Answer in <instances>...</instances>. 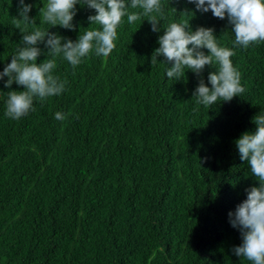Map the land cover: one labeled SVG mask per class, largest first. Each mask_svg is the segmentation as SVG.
<instances>
[{
    "label": "trees",
    "instance_id": "16d2710c",
    "mask_svg": "<svg viewBox=\"0 0 264 264\" xmlns=\"http://www.w3.org/2000/svg\"><path fill=\"white\" fill-rule=\"evenodd\" d=\"M27 2L32 31L48 0ZM77 9L75 31H49L75 41L99 27L88 21L94 10ZM164 11L165 24L190 19L193 30L214 28L222 46L234 39L227 17L188 0H166ZM16 18L17 0H0V71L22 41ZM144 19L119 29L107 57L92 55L75 71L57 61L67 91L27 117L4 115L10 89L0 81V264H249L232 252L242 238L228 214L259 183L235 141L256 130L252 117L264 108V43L232 57L243 96L208 110L193 97L195 73L174 82L152 64L163 29Z\"/></svg>",
    "mask_w": 264,
    "mask_h": 264
},
{
    "label": "clouds",
    "instance_id": "9594fccd",
    "mask_svg": "<svg viewBox=\"0 0 264 264\" xmlns=\"http://www.w3.org/2000/svg\"><path fill=\"white\" fill-rule=\"evenodd\" d=\"M188 2L201 13L211 11L222 20L227 17L234 34L230 46L219 44L212 27L200 26L193 30L190 19L163 23L166 20V0H48L46 7L40 9L43 13L39 23L41 26L32 31L28 30V26L37 24L36 19L30 17L33 5L27 0H17L19 18H16V28L23 36L11 55V62L0 71V81L10 89L4 115L12 120H20L35 112L37 102L42 104L63 95L69 82L58 74L57 61H66L75 71L92 55L107 57L117 47L119 29L144 18L149 21L153 32L159 33L163 29V34L158 38L159 47L152 56V64L163 63L164 78L166 76L174 82L184 79L186 70L195 73L199 83L193 97L198 108L209 110L218 103L230 102L236 96L242 97L246 89L232 57L238 48L247 49L254 44L264 43V0ZM78 4L94 10L88 21L90 25H99L98 28L84 32L80 30L75 41L49 31L53 26L75 31L73 21ZM204 49L208 52L205 53ZM42 54L47 58L38 63ZM160 56L165 58V62H158L157 57ZM206 66L215 69L209 72L207 83L202 75ZM14 83L18 88L22 86L23 90H11ZM0 93H3L2 89ZM65 115L62 111H56L54 119L63 121ZM252 122L257 126L256 130L242 133L235 144L241 160L246 162L251 175L259 183L245 189L246 199L228 215L229 223L240 231L242 238V243L232 249L234 255L246 259L249 264H264V108L252 117Z\"/></svg>",
    "mask_w": 264,
    "mask_h": 264
}]
</instances>
